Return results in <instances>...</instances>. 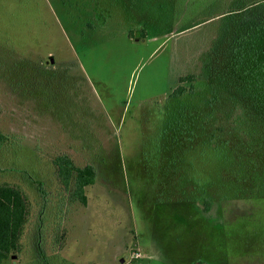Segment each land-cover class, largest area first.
Masks as SVG:
<instances>
[{"label":"rangeland","instance_id":"374dc122","mask_svg":"<svg viewBox=\"0 0 264 264\" xmlns=\"http://www.w3.org/2000/svg\"><path fill=\"white\" fill-rule=\"evenodd\" d=\"M263 5L0 0V184L28 202L0 264H264V118L225 52ZM61 154L94 166L86 204Z\"/></svg>","mask_w":264,"mask_h":264},{"label":"trees","instance_id":"16d2710c","mask_svg":"<svg viewBox=\"0 0 264 264\" xmlns=\"http://www.w3.org/2000/svg\"><path fill=\"white\" fill-rule=\"evenodd\" d=\"M264 6V5H263ZM246 7L229 13L231 34L227 40L228 61L230 66H239L246 79L250 81L251 90L255 91L256 102L251 104L260 119L264 118V15L253 13L247 15ZM231 39V41H230ZM225 48V47H224ZM223 50L221 54L225 53ZM227 58V56H226ZM193 76L182 78V81L192 82ZM186 87L178 85L171 96L178 97L185 93ZM218 96L213 95V102ZM256 103L259 105L256 106ZM1 112V108H0ZM5 136L0 131V143ZM58 182L69 192L72 199L86 204L85 187L92 185L96 179V170L91 164L76 166L67 154H61L53 159ZM39 185L40 190L41 184ZM28 217V202L22 190L11 184H0V262L9 253L20 249L24 226Z\"/></svg>","mask_w":264,"mask_h":264},{"label":"water","instance_id":"95a60500","mask_svg":"<svg viewBox=\"0 0 264 264\" xmlns=\"http://www.w3.org/2000/svg\"><path fill=\"white\" fill-rule=\"evenodd\" d=\"M50 62H51V63L53 62V59H52V58L50 59Z\"/></svg>","mask_w":264,"mask_h":264}]
</instances>
